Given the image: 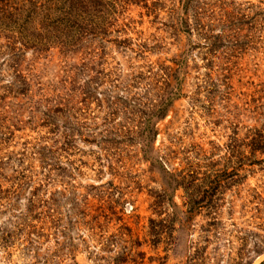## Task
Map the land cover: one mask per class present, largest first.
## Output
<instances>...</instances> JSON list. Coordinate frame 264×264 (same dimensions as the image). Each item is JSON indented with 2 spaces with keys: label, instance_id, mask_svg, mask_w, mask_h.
<instances>
[{
  "label": "rangeland",
  "instance_id": "374dc122",
  "mask_svg": "<svg viewBox=\"0 0 264 264\" xmlns=\"http://www.w3.org/2000/svg\"><path fill=\"white\" fill-rule=\"evenodd\" d=\"M86 7L0 29V264H264V0Z\"/></svg>",
  "mask_w": 264,
  "mask_h": 264
},
{
  "label": "trees",
  "instance_id": "16d2710c",
  "mask_svg": "<svg viewBox=\"0 0 264 264\" xmlns=\"http://www.w3.org/2000/svg\"><path fill=\"white\" fill-rule=\"evenodd\" d=\"M86 14V0H0V29H4L5 34L9 33L8 31H11L12 35L18 34L24 41L33 40V45L23 46L26 50L33 49L43 53L54 46L63 54L74 53L81 48L78 43L85 29ZM35 20L38 21L36 26L29 28ZM7 27H14L16 30H7ZM30 30H36L38 33L44 30L52 34L56 42H49L46 36L39 39L36 37L39 34L31 35ZM11 51L14 57L24 54L22 48L13 45ZM176 96L175 94L168 100L167 106Z\"/></svg>",
  "mask_w": 264,
  "mask_h": 264
}]
</instances>
